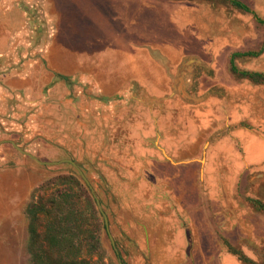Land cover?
<instances>
[{
    "label": "rangeland",
    "instance_id": "rangeland-1",
    "mask_svg": "<svg viewBox=\"0 0 264 264\" xmlns=\"http://www.w3.org/2000/svg\"><path fill=\"white\" fill-rule=\"evenodd\" d=\"M22 1L0 0V35L10 26L1 22L7 19L17 21L12 26L14 31L22 30L18 19L24 16L26 4ZM240 1L264 20V0ZM31 4L24 19L28 29L33 25L29 17L41 15L42 10L45 21L58 15L61 29L75 32L74 41H83L86 50L97 38L104 49L110 50L118 43L135 44L133 73L121 69L126 57L113 51L105 55L104 61L95 60L104 62L99 63L104 67L99 69L92 63L88 72L96 81L104 79L110 91L117 87L108 85L109 76L122 84L128 78L136 79L131 82L135 89L130 86L135 92L128 94L130 102L122 107L123 123L115 118L105 121L97 116L95 107L84 110L87 101L98 99L86 89L79 99L74 86L69 102L62 105L54 123L36 131L42 136L39 143L26 145L27 152L43 162L70 158L81 165L109 220L110 234L104 229L101 237L107 262L118 264L120 258L123 264H241L222 246V239H226L252 260L264 263V240H260L264 216L247 202V198L264 202V170L244 163L242 144L231 133L234 128H226L224 120L215 119V105L211 103L213 96L219 97L221 110L225 109L227 89L240 83L229 73L226 55L259 50L260 42L264 43V25L253 15L215 0H36ZM251 35L257 40L253 41ZM218 45L226 53L220 58V70L212 67V51ZM148 48L170 58V74L184 56L201 57L208 71L194 68L195 94L198 98L209 92L212 95L181 110L171 101L173 98H168L172 87L163 88L168 92L163 98L152 97L154 104L150 98L145 99L141 83L151 77V64L154 69L155 63L160 64L150 56ZM109 63L121 70H109ZM236 65L264 73V54L257 59H238ZM157 72V80L170 81L165 69ZM72 78L79 85V78ZM116 96L109 98L110 103ZM127 123L134 131L126 127ZM256 128L250 129L254 136L259 134ZM12 157V161L0 166V264H31L26 249L25 208L33 190L60 175L84 182L69 164L44 166L18 152ZM164 191L168 192L166 198ZM162 211L169 215L167 224L160 223L158 213ZM166 241L177 244L172 257H168ZM152 242L154 245L149 247L147 244Z\"/></svg>",
    "mask_w": 264,
    "mask_h": 264
},
{
    "label": "crops",
    "instance_id": "crops-1",
    "mask_svg": "<svg viewBox=\"0 0 264 264\" xmlns=\"http://www.w3.org/2000/svg\"><path fill=\"white\" fill-rule=\"evenodd\" d=\"M35 2L36 0H24L20 2L21 4H26V6H23L24 9H22L24 16L18 18L21 21L19 23L22 30L14 31L12 29L13 24L17 23V21L8 22V19L1 21L8 23L10 26L0 35V166L6 165L13 160L12 156L16 153V150L12 146L13 142L17 144L24 143V146L36 141L39 143L40 138H42L39 133L41 129L44 127L48 129L47 124L54 123L55 119L59 117V112H62V105H66L69 102V85L76 87L75 93L79 99L83 98V89H86V93L93 91L92 93H95L98 101H87L84 110H88V107L89 109L95 107L99 115L98 117L105 119V121L110 118L121 121L120 119L123 113L122 105L127 104L128 101L130 102L127 96L128 94L132 96L134 93L132 88L135 86L131 84L132 81L136 82L134 78H128V81L122 84L120 80H112L111 76H109L108 85L114 84L117 87L116 91H110L104 86V79L103 81L101 79H97L96 81L88 73L92 69V63H96V67L99 69L104 67V64H99L104 62H96L95 60L100 61L102 59L104 61L105 55H111V51L126 57L125 64H122L121 69L128 70L129 73L136 71L137 52L134 43H132V46L127 43L121 46L118 43V45L110 50L107 47L104 49L102 40L97 38L93 40L90 49L86 50L83 41H74L75 32L72 34L61 29L62 21L56 19V17L59 18L58 15L53 17L54 20L48 17L45 21L41 15L33 14L32 18L29 17V21L31 20L33 25H31L32 28L28 29L26 28L24 20L25 14L31 11L29 7H32L31 3L35 4ZM45 24L49 28L47 33L44 32ZM91 25H94V23ZM55 26L57 29H55ZM87 31L90 32V28ZM91 32L93 33V29ZM251 38L253 41L257 40L255 36L251 35ZM195 39L193 38L194 41H196ZM230 44L234 47L232 42ZM260 44H263V42H260ZM218 47L219 45L215 46L216 49L212 51L214 56L212 67L214 66L220 70L222 66L221 64V66H218L220 58L226 53H224L225 51L221 47ZM159 53L165 57L167 61L166 65L155 63L156 68L154 69L153 64H151V77H145L141 83L146 92V94H143V97L145 99L150 98L148 100L151 103L154 102L152 97L160 99L168 93L163 88L172 87V79L170 77H167V80L170 78L169 82H166L164 78L156 79V76H158L156 74H159L157 72L159 68L165 69L166 71V68L169 69L168 71L171 70V67H169L171 65L170 58L168 56L166 57L162 51ZM235 53L239 52L235 51ZM179 54L176 53L174 55ZM230 54L232 55V53ZM230 54H228L229 56L226 55V59L228 57L230 59ZM94 57L96 58L94 59ZM31 58L34 59L30 60ZM199 58L202 60L201 57ZM228 59L226 60L227 65ZM180 64L179 59V63L173 69L172 76L176 75L177 68ZM108 69L112 71L121 70L119 66L112 64ZM73 76L79 78V85L74 83L76 78H72ZM64 78L74 79L73 83H66ZM193 82L191 78L185 75L182 82H180L182 89L180 96H175L171 100L174 104L180 106V110L182 107H188L190 109L193 107L190 106V104H193L192 101L198 99V96L195 94L196 90H194ZM124 92L127 93L125 94ZM119 93L125 94L124 97H121L122 94ZM112 96L116 97L110 103L109 98ZM218 99L219 97L216 96L211 98V103L215 105V110L212 112L215 119L217 121L224 120L226 128H234L231 133L242 144L244 163L247 166H258L264 170V86H255L248 81L231 84L223 100L225 104L223 111L220 107L222 102ZM148 104L150 103L148 102ZM149 113L152 115L151 111ZM160 118L164 119L163 117ZM126 127L130 128L131 126L127 123ZM253 127H257L255 131L258 130V136L250 133V129ZM135 129L140 128L136 126ZM37 130H39L38 133H36ZM131 131H134V129H131ZM10 153L12 154L10 155ZM152 178L162 179L158 176H153ZM167 194L168 192L164 191L163 195L165 196ZM160 197L163 198L162 192ZM158 216L161 224L170 222L167 213L162 211L158 213ZM138 219L136 218L135 221L137 222ZM129 221H131L130 223L133 222L132 220ZM179 235L180 232L178 233V238ZM175 236L177 237V235ZM148 237L150 238L149 235ZM151 237L153 238V236ZM260 240H264V230L260 234ZM176 242L180 245L178 239H176ZM147 245L150 247L154 244L152 242V244ZM176 245L169 241L165 244L168 257H172V250ZM168 259L170 260V258Z\"/></svg>",
    "mask_w": 264,
    "mask_h": 264
},
{
    "label": "trees",
    "instance_id": "trees-1",
    "mask_svg": "<svg viewBox=\"0 0 264 264\" xmlns=\"http://www.w3.org/2000/svg\"><path fill=\"white\" fill-rule=\"evenodd\" d=\"M187 1V0H173ZM250 14L257 22L264 21L240 0H215ZM264 54V43L257 51L234 53L230 56L229 72L237 80L264 86V73L240 70L236 61L257 59ZM250 207L264 215V203L247 199ZM27 219V253L31 264H111L102 245L104 221L97 210L88 187L79 178L60 175L35 188L25 208ZM227 253L241 264H264L252 260L245 253L222 239Z\"/></svg>",
    "mask_w": 264,
    "mask_h": 264
},
{
    "label": "water",
    "instance_id": "water-1",
    "mask_svg": "<svg viewBox=\"0 0 264 264\" xmlns=\"http://www.w3.org/2000/svg\"><path fill=\"white\" fill-rule=\"evenodd\" d=\"M41 15L42 14V10H40ZM150 55L152 56V58H154L156 61H158L159 63L165 64L166 65V59L165 57H163L158 51H153L150 48H148ZM193 68H203L204 70L208 71V67L207 65L197 56H188L183 58L181 64L179 65V67L177 68V72L175 76H172L169 73V69H167L168 75L170 76V78L172 79V94L168 97V98H173L175 96H180L181 94V87H180V82H182L184 76H188L189 78L193 79ZM212 95V92L207 93L206 95H204L202 98H198L192 101V103L198 104L201 102H204L207 98H209ZM12 145L14 146V148H16V150L22 154L25 155L31 159H33L35 162H37L40 165H44V166H55V165H60V164H70L80 175L81 179L83 180V182L86 184V186L90 189L92 196L96 202V206H97V210L99 211L103 221H104V225H105V229L106 231L110 234L109 231V220L107 217V214L105 213V211L103 210L102 204L99 200V198L97 197V195L95 194L94 189L92 188V186L90 185L89 180L87 179V177L85 176V174L83 173L80 164L73 161L72 159H66V160H62L60 162H43L41 160H39L37 157L33 156L32 154L28 153L25 151V149L23 147H19L18 144L16 142H13ZM110 239L112 242V246L114 248V252L116 255H118V250L116 248L115 242L112 238L111 235ZM118 264H123L122 260L119 258L118 259Z\"/></svg>",
    "mask_w": 264,
    "mask_h": 264
},
{
    "label": "flooded vegetation",
    "instance_id": "flooded-vegetation-1",
    "mask_svg": "<svg viewBox=\"0 0 264 264\" xmlns=\"http://www.w3.org/2000/svg\"><path fill=\"white\" fill-rule=\"evenodd\" d=\"M37 10V9H36ZM230 60V59H229ZM240 69V68H239ZM228 70H229V61H228ZM240 70H243V69H240ZM244 71H248V70H244ZM250 72H253V71H250ZM230 73V72H229ZM259 73H261V72H259ZM234 77V76H233ZM235 78V77H234ZM73 80L74 79H71V78H64V81L66 82V83H70L71 84V82L73 83ZM235 80L236 81H238V82H241V81H247V80H237L236 78H235ZM75 81V80H74ZM249 82V81H248ZM68 87H70V89H72V86L71 85H69ZM76 88V87H75ZM134 89H135V87H134ZM134 89H132V91L134 90ZM84 90V89H83ZM134 92H135V90H134ZM125 94L127 93V92H124ZM124 94V95H125ZM126 103V102H125ZM125 103H123V104H125ZM121 104V103H120ZM125 105H122V107H124ZM111 110V109H110ZM87 112H88V110H86ZM97 116H99L98 115V113H97ZM13 146V145H12ZM18 146L19 147H23L24 149H25V151L27 152V149H26V146H24V143H21V144H18ZM14 147V146H13ZM15 150H16V148H14ZM16 152H18L17 150H16ZM19 153V152H18ZM22 155V154H21ZM23 156H25V155H23ZM27 157V156H26ZM29 158V157H28ZM31 159V158H30ZM68 159H70V158H68ZM33 160V159H32ZM73 160V159H72ZM74 161V160H73ZM70 165V164H69ZM80 167H81V165H80ZM81 169H82V167H81ZM247 199H251V198H247ZM254 200H257V199H254ZM231 244V243H230Z\"/></svg>",
    "mask_w": 264,
    "mask_h": 264
}]
</instances>
